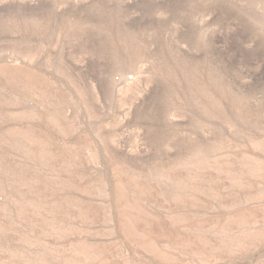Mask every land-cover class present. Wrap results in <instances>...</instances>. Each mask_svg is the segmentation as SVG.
<instances>
[{
	"label": "rangeland",
	"instance_id": "rangeland-1",
	"mask_svg": "<svg viewBox=\"0 0 264 264\" xmlns=\"http://www.w3.org/2000/svg\"><path fill=\"white\" fill-rule=\"evenodd\" d=\"M0 264H264V0H0Z\"/></svg>",
	"mask_w": 264,
	"mask_h": 264
}]
</instances>
